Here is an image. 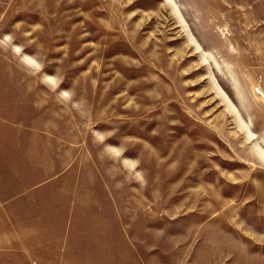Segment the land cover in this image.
Instances as JSON below:
<instances>
[{"label":"rangeland","instance_id":"obj_1","mask_svg":"<svg viewBox=\"0 0 264 264\" xmlns=\"http://www.w3.org/2000/svg\"><path fill=\"white\" fill-rule=\"evenodd\" d=\"M0 264H264V0H0Z\"/></svg>","mask_w":264,"mask_h":264},{"label":"crops","instance_id":"obj_2","mask_svg":"<svg viewBox=\"0 0 264 264\" xmlns=\"http://www.w3.org/2000/svg\"><path fill=\"white\" fill-rule=\"evenodd\" d=\"M1 96V92H0ZM12 194H10L9 188L4 187L0 189V206L4 207L12 201Z\"/></svg>","mask_w":264,"mask_h":264}]
</instances>
